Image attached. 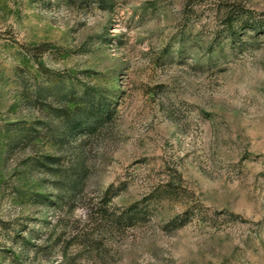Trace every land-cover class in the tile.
<instances>
[{
	"label": "rangeland",
	"instance_id": "1",
	"mask_svg": "<svg viewBox=\"0 0 264 264\" xmlns=\"http://www.w3.org/2000/svg\"><path fill=\"white\" fill-rule=\"evenodd\" d=\"M0 264H264V0H0Z\"/></svg>",
	"mask_w": 264,
	"mask_h": 264
}]
</instances>
